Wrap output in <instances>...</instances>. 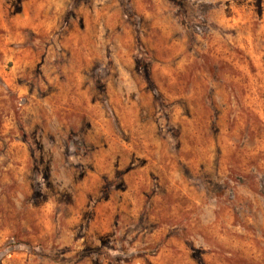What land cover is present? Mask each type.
<instances>
[{
    "label": "rangeland",
    "instance_id": "obj_1",
    "mask_svg": "<svg viewBox=\"0 0 264 264\" xmlns=\"http://www.w3.org/2000/svg\"><path fill=\"white\" fill-rule=\"evenodd\" d=\"M0 264H264V0H0Z\"/></svg>",
    "mask_w": 264,
    "mask_h": 264
}]
</instances>
